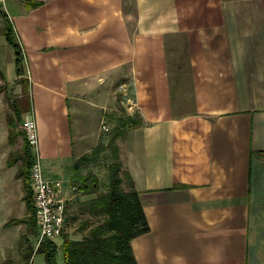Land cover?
Returning a JSON list of instances; mask_svg holds the SVG:
<instances>
[{
  "label": "crops",
  "instance_id": "0c3cea01",
  "mask_svg": "<svg viewBox=\"0 0 264 264\" xmlns=\"http://www.w3.org/2000/svg\"><path fill=\"white\" fill-rule=\"evenodd\" d=\"M18 5L10 18L46 176L74 198L75 161L107 131L120 79L125 114L141 121L117 139L125 187L129 173L151 225L133 240L139 264H264V0ZM22 78L7 82L0 65V264H21L17 232L27 221L16 220L28 218L4 100L12 85L13 103L27 96Z\"/></svg>",
  "mask_w": 264,
  "mask_h": 264
},
{
  "label": "trees",
  "instance_id": "16d2710c",
  "mask_svg": "<svg viewBox=\"0 0 264 264\" xmlns=\"http://www.w3.org/2000/svg\"><path fill=\"white\" fill-rule=\"evenodd\" d=\"M9 21L5 28V35L8 42L15 48L17 72L20 76L23 74L25 55L23 47L17 39L15 27L12 21ZM19 105L18 100L12 103L14 114L8 113L10 142L13 144L21 134L18 125L25 112L20 110ZM140 124L141 121L137 116L125 115L121 117L120 123L116 127L117 132L109 144L100 142L101 144H98L91 153L85 154L75 161L72 183L73 186H76V191L73 200L80 201L81 199L82 202L78 212H75L72 217L69 215L68 222H71V219L80 220L79 229L82 236L74 237L66 230L62 236L61 245L50 240L42 242L38 250L46 255L48 264H59L57 260L59 249L63 251L64 264H139L133 248V240L150 232L151 225L140 192L135 187L129 173H126V176L131 188L125 187L123 164L117 139L126 129L136 128ZM109 147L113 148L114 157L109 168V188L102 191L98 175L91 169L88 171L85 169L96 162L99 154ZM11 157L14 159L11 160L12 163L14 161L21 162L18 176L24 179L25 200L30 211L26 220L19 219L16 222L27 221L29 231L38 233L36 230L37 211L30 176L34 163V152L27 138L22 151L13 152Z\"/></svg>",
  "mask_w": 264,
  "mask_h": 264
},
{
  "label": "rangeland",
  "instance_id": "374dc122",
  "mask_svg": "<svg viewBox=\"0 0 264 264\" xmlns=\"http://www.w3.org/2000/svg\"><path fill=\"white\" fill-rule=\"evenodd\" d=\"M18 3H20V0H0V65L1 68L3 70L4 75H6V81L9 82L10 80H13L15 78L16 75V62H15V50L14 47L8 43L4 31L6 29V26L8 24V21L10 18V14L13 13L15 11L16 7H19ZM11 21V20H10ZM9 21V22H10ZM27 73H28V69H27V65H26V59L24 58L23 61V78L20 80V82H22L25 86V90H26V95L23 99L19 98L18 99V104L19 108L21 111H29V109H31V86L29 83V79H25V77H27ZM10 83V82H9ZM14 85H12L13 87ZM12 87H8L7 88V94L4 97L5 102L7 103V114H14L13 112V108H12V100H13V96L15 95L14 89ZM110 89L113 92V96H114V107L112 109V111H110L109 113V117H107V125L110 127L109 130L105 131L102 128V131H104L102 138L99 139V141L103 142V144L110 142L111 138H113V136H115L116 134V127L119 125L120 123V118L125 116L126 112L124 111V104H123V99L125 98L123 93H121V81L120 79H114V81L112 82V84L110 85ZM188 96L190 97V93H188ZM14 101V100H13ZM73 103H74V99L70 100V105L73 107ZM25 112L22 114L23 116L25 115ZM73 121L75 119L74 114H73ZM98 123H96V121L94 120V118L89 119L87 121V131L88 132H92L96 129H98ZM21 123L19 122L18 125V129L20 131H22L21 127H20ZM89 135V133H88ZM76 136V134H75ZM25 138L23 136V134L21 133L16 144L13 147V150H18L19 152L22 151L23 149V142H24ZM98 140L96 139H89L88 145H92L93 148H95V144L99 143ZM75 142L77 144L78 140L75 139ZM101 144V143H99ZM76 147H78L76 145ZM113 148L109 147L106 150L102 151L99 156L97 157V161L94 162L93 164H91L88 169L91 168L92 171H94L100 180V189L102 191H106L109 188V177H110V164L113 161ZM44 162V159L42 160ZM18 168H20L21 166V162H18ZM21 189L23 191L26 192L25 186H22ZM93 196V195H91ZM86 199V197H84ZM74 201V202H73ZM73 202V203H71ZM69 203V215L70 217H72V215L75 212H78L79 207L81 205V199L80 201H78L77 199L72 200ZM18 207H19V214H25V216L28 217V215L30 214V211L27 208L24 207V203L23 200H19L18 203ZM25 218V217H24ZM83 218V216H82ZM80 220L74 221L71 219V222H68V225L66 227V230L68 232H70V234H72L74 237H80L82 236L80 229H79V224H80ZM14 228V227H13ZM12 230V229H11ZM29 231V227H28V222L25 223L24 222V229H20L17 232V236H18V242L16 244V246H19V248H21V246H23V249L21 251V255L23 256V259H21V257H17V262L20 261L21 259V264H48L47 263V259H46V255L42 252L38 250V233L35 232H28ZM13 232H16V230H14ZM28 232V233H27ZM20 242L22 244H20ZM56 242L61 245L62 243V237H59L56 239ZM12 246H14V244H12ZM21 250V249H20ZM11 251L14 252V248L11 247ZM14 255V253H12ZM57 260L59 262V264H64V254L62 249H59L58 251V256H57Z\"/></svg>",
  "mask_w": 264,
  "mask_h": 264
},
{
  "label": "built area",
  "instance_id": "2783aa9c",
  "mask_svg": "<svg viewBox=\"0 0 264 264\" xmlns=\"http://www.w3.org/2000/svg\"><path fill=\"white\" fill-rule=\"evenodd\" d=\"M22 127L34 152L30 176L39 228L38 245H40L44 241H56L63 236L69 219L68 204L73 196H68V186L63 180L51 179L45 174L39 153V126L34 111L31 110L24 116ZM104 127L109 130L107 125ZM71 191L74 193L76 186L71 185Z\"/></svg>",
  "mask_w": 264,
  "mask_h": 264
}]
</instances>
